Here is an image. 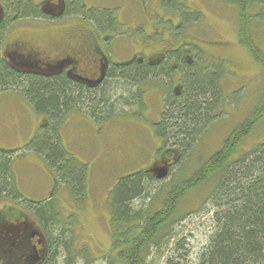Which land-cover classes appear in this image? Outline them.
<instances>
[{"label": "trees", "instance_id": "trees-1", "mask_svg": "<svg viewBox=\"0 0 264 264\" xmlns=\"http://www.w3.org/2000/svg\"><path fill=\"white\" fill-rule=\"evenodd\" d=\"M219 1L236 8L239 44L264 72V51L253 37L254 26L264 23V0ZM197 16L187 13L186 22L198 21ZM189 23L183 26L186 28ZM189 47L183 44L177 57ZM192 49L195 51L192 65L183 62L180 68V94L168 89L161 120L153 125V134L162 148L176 146L181 161L170 181L162 184L153 196H150L153 183L163 179H156L146 170L139 169L116 181L107 203L111 249L106 264H152L150 256L167 248L178 223L187 215L199 212L211 213L212 230L196 264H264V140L249 150L240 148L264 121V91L248 116L228 133L220 148L186 176L185 163L197 145V135L220 113L218 103L223 97L219 86L221 73L204 67L200 53ZM124 71L119 83L108 88V82L105 91L75 89L63 78L29 79L22 86L29 102L26 106L31 108V113L43 117V123L30 142L22 150H16L17 154L0 149V204L17 206L35 219L48 235L49 251L43 264H56L61 254L65 264H72L77 256L88 262L89 254L86 248L75 249L70 222L67 228L59 226L62 215L52 196L34 202L18 192L12 173L13 155L30 152L41 158L53 180L65 187L69 198L76 203L83 202L87 169L62 145L61 125L66 116L81 107L89 108L98 123L110 117L115 101L110 99L109 90H125L129 98L124 97L122 101L137 107L138 112L144 110L142 90H130L136 88L138 82L156 80L149 76L152 71L142 66ZM157 83L165 85L164 80ZM97 109L105 113L99 115ZM168 153V157L172 156L171 151ZM206 186H209L206 197L192 206L189 196ZM145 200L147 203L143 204ZM140 201L142 204L136 207ZM207 204L209 207L205 208ZM11 208L14 207L9 205L6 210Z\"/></svg>", "mask_w": 264, "mask_h": 264}, {"label": "rangeland", "instance_id": "rangeland-1", "mask_svg": "<svg viewBox=\"0 0 264 264\" xmlns=\"http://www.w3.org/2000/svg\"><path fill=\"white\" fill-rule=\"evenodd\" d=\"M184 5L192 7L191 11H194L193 15H198V21H191L192 23L180 32L176 27L175 33H168H172L176 38L180 37L179 43L190 46L184 52L190 57L189 61L195 58L193 47L200 53L204 67L209 70L216 69L221 73L219 86L223 94L218 103L220 113L197 135V145L185 163L187 176L202 161L215 153L228 133L251 112L264 91V72L249 52L239 44L238 13L235 7L219 0H186ZM169 17L170 15H157L155 19ZM168 33L165 32L160 38L169 39ZM253 37L255 43L264 51V23L254 26ZM157 41L155 51L166 45L164 42L159 45ZM122 52L125 55L126 51ZM138 52L142 55L144 50L138 48ZM154 79L156 80L138 82L137 87L130 90H142L144 110L138 112L137 107L122 101L124 97L127 98L125 90H109L110 99L115 101L114 110L104 121L98 123L93 119L92 111L82 107L64 118L60 129L61 143L66 151L87 169L83 202L76 203L69 198L65 187L53 180L41 158L30 152L13 155L12 173L18 192L26 200L34 202H42L52 196L61 211V223L64 222L59 226L67 228L70 222L75 249L86 248L89 261L86 262L81 256H77L72 264H106L111 249L107 203L119 178L139 169L148 171L167 168V164L162 161L163 151L172 148V157L169 158L172 165L167 169L168 174L163 180L153 183L150 189V196H153L162 184L170 181L172 173L181 161L176 146L170 144L167 149H163L153 134V125L161 120L168 88L174 87L173 81L167 77L154 76ZM158 80H164L165 85L157 83ZM171 92L173 93L172 89ZM14 96L11 95L9 99L4 98L0 102V149L16 153V150H22L30 142L37 127L43 123V117L31 113V108L19 105ZM96 112H100L99 115L105 113L102 109H97ZM263 140L264 121L240 148L249 150ZM208 192L209 186H206L189 196L188 201L192 206L197 205ZM145 202L147 203L145 200L143 204ZM140 204L141 201L135 206ZM1 205L6 206V209L9 205L17 208L13 204L3 203L0 207ZM208 207L207 204L205 208ZM12 209L4 213L11 214ZM14 213L25 215L33 227L37 225L35 219L20 209L17 208ZM210 216L211 213L199 212L182 219L176 226L175 235L170 239L167 248L152 253V264H196L197 258L208 244V236L212 230ZM44 235L50 243L48 235L45 232ZM56 264H65L63 254L57 258Z\"/></svg>", "mask_w": 264, "mask_h": 264}, {"label": "flooded vegetation", "instance_id": "flooded-vegetation-1", "mask_svg": "<svg viewBox=\"0 0 264 264\" xmlns=\"http://www.w3.org/2000/svg\"><path fill=\"white\" fill-rule=\"evenodd\" d=\"M97 1L0 0V102L15 95L19 105L29 104L22 88L29 79L63 78L75 89L105 91L133 66L169 78L174 87L168 89L180 94V68L193 61L186 54L177 57L183 44L169 33L189 23L185 15L194 11L186 0ZM165 32L169 39L160 38ZM156 41L166 45L155 51ZM168 151L162 161L169 170ZM5 207H0V264H43L49 242L42 228L14 213L17 208L4 213Z\"/></svg>", "mask_w": 264, "mask_h": 264}, {"label": "water", "instance_id": "water-1", "mask_svg": "<svg viewBox=\"0 0 264 264\" xmlns=\"http://www.w3.org/2000/svg\"><path fill=\"white\" fill-rule=\"evenodd\" d=\"M147 172L153 174V176L158 180L164 179L168 174V170L165 167L158 168V169H150Z\"/></svg>", "mask_w": 264, "mask_h": 264}]
</instances>
